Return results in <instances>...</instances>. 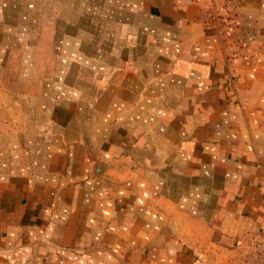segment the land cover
I'll return each mask as SVG.
<instances>
[{"label":"crops","instance_id":"obj_1","mask_svg":"<svg viewBox=\"0 0 264 264\" xmlns=\"http://www.w3.org/2000/svg\"><path fill=\"white\" fill-rule=\"evenodd\" d=\"M0 0V264H264V0Z\"/></svg>","mask_w":264,"mask_h":264},{"label":"built area","instance_id":"obj_2","mask_svg":"<svg viewBox=\"0 0 264 264\" xmlns=\"http://www.w3.org/2000/svg\"><path fill=\"white\" fill-rule=\"evenodd\" d=\"M214 1V0H213ZM216 8L213 9V15L212 20H218L220 19L219 16L222 15L227 9L228 4L225 2H219V0H216ZM254 241L259 245L260 252H264V228L262 229V233L258 234L256 237H253ZM30 264H51L49 263L45 258H39Z\"/></svg>","mask_w":264,"mask_h":264}]
</instances>
